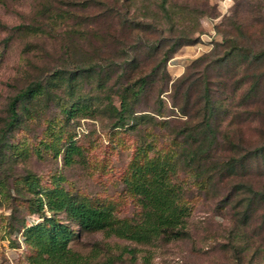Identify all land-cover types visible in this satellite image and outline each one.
I'll list each match as a JSON object with an SVG mask.
<instances>
[{
  "label": "rangeland",
  "instance_id": "rangeland-1",
  "mask_svg": "<svg viewBox=\"0 0 264 264\" xmlns=\"http://www.w3.org/2000/svg\"><path fill=\"white\" fill-rule=\"evenodd\" d=\"M158 1L117 0L126 14L120 23L108 16L110 0H0V137L6 140L0 147V264H29L21 224L50 213L46 206L42 215L28 210L34 196L23 180L27 172L42 186L62 177L61 185L78 196L111 205L118 217L136 216L140 206L122 179L130 159L140 143L152 139L149 154L163 150L172 137L180 138L181 127L196 123L205 85L221 108L214 113L221 143L210 152L212 158L238 157L254 146L264 150V0H165V5L192 7L175 21L185 22L194 40L168 53L145 96L133 103L128 123L112 126L115 115L105 109V94L118 105L113 90L125 81L124 74L134 77L139 66L149 69L161 54L142 43L144 34L155 37L149 28L139 30L138 39L135 25L141 18L167 28L169 20L157 13ZM112 26L118 42L104 45L102 37ZM96 44L104 46L100 52H93ZM122 44L126 52H111ZM109 57L114 62L97 71L94 61ZM122 57L130 64L117 65ZM174 64L178 72L170 70ZM179 76L174 88L171 82ZM31 82L39 83L38 92L26 101L28 110H20L18 122L7 126L10 99ZM183 91L187 98L180 113L170 100L179 101ZM71 104L77 106L70 109ZM138 112L165 122L153 125L143 117L138 123ZM133 115L136 122L130 126ZM70 140L79 153L66 163L63 148ZM10 142L26 147L12 151ZM232 168L234 173L212 175L204 188L177 162L170 181L181 187L188 206L186 233L178 238L141 243L101 229L81 230L62 211L55 216L72 228L68 244L86 256L84 264H102L106 257L114 264H264V204L253 201L244 212L248 193L236 186L247 180L264 190V151Z\"/></svg>",
  "mask_w": 264,
  "mask_h": 264
},
{
  "label": "trees",
  "instance_id": "trees-1",
  "mask_svg": "<svg viewBox=\"0 0 264 264\" xmlns=\"http://www.w3.org/2000/svg\"><path fill=\"white\" fill-rule=\"evenodd\" d=\"M110 1L106 6L108 16L111 18L116 16L117 19L119 18L120 23H125L126 14L124 12L123 15L120 11L117 0ZM124 1L127 0H122V2ZM185 4L180 3L178 5L171 2V4L169 3L168 5L167 3L165 5V0L157 2V13L161 12L169 20L166 29L162 28L160 21L154 20L148 22L138 18V24H135L136 26L138 25V39H140L139 30L149 28L155 37L151 39L150 36L144 34L141 36L143 38L142 43L149 47L150 52H161V54L149 69L139 66L138 73L134 77L128 73L124 74L125 81H119V86L113 90L117 93L118 105L112 102L110 93L105 94V109L115 115L112 126H125L128 123L125 119L134 112L132 109L133 103L145 96L148 88L153 83L154 75L157 74L155 71L157 66L165 61L168 53H173L175 48L180 44L189 43L194 40V37L187 31L188 25L185 22L180 21L179 23L175 21L176 18H180L185 13L192 11V7ZM122 17H125L124 20ZM199 24L200 22L197 20L193 22V26L195 27H198ZM114 28L112 26L111 30H106L104 33L105 37H102L104 45L106 42H118V30ZM163 31H166V34H163ZM95 34L99 41L97 37L99 34L97 32ZM230 40L232 39L229 38ZM162 43L165 45L163 48H161ZM232 45L234 47L235 44ZM103 47L97 44L93 45V52H100ZM115 49L111 52L127 51L123 44L121 48ZM121 59V62H118L117 65L124 66L128 63L130 64L126 57H122ZM112 62L114 60L111 57L104 63L96 59L94 65L97 66V71H102L106 65L112 64ZM121 73L123 74V72H120L119 76H122ZM72 77V74H70L68 79ZM181 79L182 76L176 77L171 82L172 86L174 88L178 87ZM38 88H40L38 82L27 83L13 95L9 101V114L5 122L7 126L18 122L20 110H28L26 101L38 92ZM201 95L198 121L191 125L184 124L185 126L181 127L176 134L180 138L176 139L175 136L172 137L168 147L166 146L165 149L160 151L153 150L151 154L148 151L153 146L152 139L144 141L137 146L135 153L130 159L122 179L125 189L135 196L140 206V210L136 216L118 217L113 213L111 205L93 203L86 197L78 196L69 187L61 185L58 179L62 177L56 178L57 180L54 179L48 186H42L36 175L27 172L23 176V180L26 188L34 196L28 210L31 212L36 211L39 215H42L44 214L43 207L46 206L50 211L48 215L43 216L39 221L32 222L29 225L21 224V233L23 234L24 242L28 245L27 258L29 264L86 263V256L72 249L68 244L73 231L66 222L55 216V212L57 211L64 212L66 216L76 221L81 230L101 229L107 235L113 234L141 243L150 242L157 238H178L183 236L186 233L184 216L188 213V206L185 203V199L187 198L182 194L181 187L170 181V175L174 173L177 162L183 163L190 170L194 176V181L199 186L207 188L208 181L212 175L217 172L221 173L223 170L234 173L232 166L235 163L239 165L249 155H258L264 151L263 146H254V148L249 149V151L238 157L231 155L226 159L215 161L210 152L215 149L216 145L221 143V139L220 136H217L219 129L218 122L214 118V113L217 108H221H219L220 106L216 102H213L207 85L203 86ZM180 98L179 101H175V98L171 99L170 105L176 107L181 113L186 102L184 99L187 98V92L183 91ZM16 101H18L19 107H17ZM74 105L71 104L70 109ZM155 112L158 115L162 114L160 108L156 109ZM143 117H147L153 125H161L165 122L163 119L152 118L151 115L147 116L143 112H138V123ZM136 118L133 115L134 122H131L130 126L136 122ZM225 140L228 142L229 138L225 136ZM5 141L0 137V147ZM8 145L12 151H22L26 147V145H17L12 142ZM54 149L58 152L60 147L57 146ZM63 149V158L66 163L72 160L74 153H79L78 146L72 140ZM3 155L2 151H0V160L3 158ZM236 186H238L237 189L241 190L242 188L248 193V199L244 203V212L250 208L253 201H261L264 204L263 189L251 186L247 180H243V182L242 180H238ZM126 249L130 250L129 247H126ZM102 264H114V262L111 257H106L102 261Z\"/></svg>",
  "mask_w": 264,
  "mask_h": 264
},
{
  "label": "crops",
  "instance_id": "crops-1",
  "mask_svg": "<svg viewBox=\"0 0 264 264\" xmlns=\"http://www.w3.org/2000/svg\"><path fill=\"white\" fill-rule=\"evenodd\" d=\"M178 65L179 64H174L173 66L170 67V70H175V72H178L179 71ZM174 67H177V68H174Z\"/></svg>",
  "mask_w": 264,
  "mask_h": 264
}]
</instances>
